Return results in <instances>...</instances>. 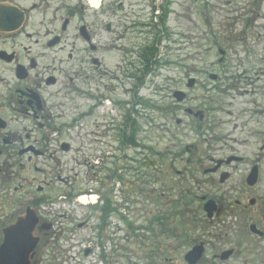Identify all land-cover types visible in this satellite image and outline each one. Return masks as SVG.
Segmentation results:
<instances>
[{
  "label": "rangeland",
  "instance_id": "1",
  "mask_svg": "<svg viewBox=\"0 0 264 264\" xmlns=\"http://www.w3.org/2000/svg\"><path fill=\"white\" fill-rule=\"evenodd\" d=\"M97 1L104 8L109 6L114 9L116 16L120 17V46L119 50L103 53L102 69L111 75L101 76L99 70L90 67L89 72L94 79L102 82L97 87L92 84L90 93L93 97L85 95L81 90L84 86L80 73L81 77L78 75V78L70 74L75 77L72 82L62 81L63 85L74 89L71 97L69 94L55 93L52 102L54 131L59 139L70 144V149L58 150L53 162L47 159L44 166L40 165L43 170L48 168L47 172L41 171L34 175L39 186H43L42 189L36 192L34 186L32 189L28 188L35 196L48 198L44 199L46 203L42 204V209L53 224L48 230L50 237L45 241L43 238V243L41 242L43 253L40 264H80L82 259H79L76 252L84 244L81 242L87 239L89 230L83 226L76 227L77 223L82 222L85 212L82 209L84 205L74 197L77 193L79 196H94L97 200L96 191L86 193L88 189L98 188L95 174L97 170L91 165H94L93 161L95 162L100 152L107 156L108 152L116 151L114 147L119 140L117 130H121L120 126L125 121L123 117L128 115L132 103L136 104V113L131 112L130 116L138 128V142L135 143L140 147L128 149L126 153L129 157L134 156L136 162L143 158L150 161V186L146 183L148 186L143 188L145 178L134 175L132 169L123 170L122 164L127 161L121 158L119 173L123 170L124 174H120L119 181L116 182L121 186L116 196L122 213L125 211L127 214L129 207L130 210L135 207V214L131 217L135 221L139 217V223L143 220L140 212L143 210L144 200L147 209L151 211L146 219H152L155 230H151L154 235H150L151 251L149 253L147 250V253L151 263L148 264H185L182 255L202 233L205 234L203 239L207 237L208 240L213 239L209 234L220 233L224 239L223 245L227 247L234 241L235 245L239 244L241 216L232 206L226 209V214L220 219L222 221L217 223L224 225L227 237L220 231L209 232L213 228L193 221L192 214L188 212L185 215L184 210L179 209L180 206V217L185 215V224L178 229L185 231L183 235L191 243H184L180 238L176 242L178 239L174 234L168 237L159 234L160 228L156 227L159 221L155 219L161 217L160 211L162 214L168 212L173 215L168 201L179 199V192L182 190H188L189 193L185 196L191 198L193 194L207 192V187L211 184H244L245 177L241 176V172L234 173L223 183L219 182L218 176H213L208 181V177L202 174L198 162H194L196 155H192V151L195 146L196 154L202 153L207 148V142L195 137L192 130L194 120L183 110L184 107L193 111L202 108L209 110L210 107L207 118L209 121L206 122L214 126L216 138L224 137L223 140L251 161L256 155L263 156L259 161L256 188L251 194L264 196V0H167L169 14L165 29L154 25L157 18L152 19L155 14H161L160 5H164L165 0ZM116 19L114 16L104 17L105 22L110 20L113 26ZM148 19H151L148 24H153L145 26ZM102 36L106 42L112 34L105 31ZM151 43L157 49L159 62L151 68V72L143 75L142 86L134 94L137 81L136 78H129L128 73L141 76L138 69L134 68L143 69L138 63L141 47ZM218 50L223 51L222 56ZM220 57L224 60L218 63ZM209 73L216 74L221 80L214 84L207 77ZM188 78L195 79V84L191 87L186 86ZM177 89L184 90L186 98L180 101L174 99L172 94ZM100 96L105 99L103 106L91 109L92 104L100 105L97 100ZM177 118L179 122H175ZM233 122L238 124L237 131L231 128ZM240 130L241 133H238ZM229 133L236 141L226 137ZM83 151L86 155L89 154V161L84 159ZM109 162L112 163L107 160L106 164ZM204 164L208 163L205 161ZM135 166V170L138 169V164L135 163ZM242 168L243 164L239 169ZM42 180L49 185L42 184ZM110 181L111 178H104L103 183L109 184ZM23 188H26V182L24 187L18 189ZM72 189L76 193L66 199L68 191ZM163 192L164 195H161ZM62 200L65 202L61 203ZM133 200L135 204L131 203ZM199 205L191 202L189 210ZM252 209H249V213H252ZM255 220L251 219L253 222ZM174 224H180L179 220H171L170 225ZM91 226L92 224L89 227ZM245 230L247 231L246 227ZM118 236L119 264H147L144 261V250L138 243H131L133 240L126 243L122 238L123 231ZM103 239L106 245L111 242L112 236L108 237L107 234ZM88 242L91 243L89 240ZM158 242L162 243V249H166L161 253ZM207 249L211 250L210 246ZM239 249L242 251L239 258H245L246 255L248 261L255 259L257 252L246 251V246ZM208 253L205 251V255ZM83 262L89 263L91 260H83L81 263Z\"/></svg>",
  "mask_w": 264,
  "mask_h": 264
},
{
  "label": "flooded vegetation",
  "instance_id": "2",
  "mask_svg": "<svg viewBox=\"0 0 264 264\" xmlns=\"http://www.w3.org/2000/svg\"><path fill=\"white\" fill-rule=\"evenodd\" d=\"M105 16L117 17L115 27L110 20L105 22ZM119 18L114 9H110L109 6L104 8L100 2L98 8L91 10L86 0H0V256L5 255L1 263H19V243L11 235L15 229V221L26 212L25 210L35 215L36 220L31 227V232L34 237L39 238L31 252L32 257L29 264H40L42 261V241L43 238L45 241L50 237L48 230L52 227V222L48 221V215L42 209V204L46 203L44 199L48 198L42 195L35 196L28 188L32 189L34 186L36 192L42 189L43 186H39V181H36L37 178L34 175L41 171L47 172L48 168L43 170L40 165L44 166L47 159L53 162L58 150L70 149V144L69 146L64 144L66 141L59 139V135L54 131L55 122L52 116L54 104L52 102L56 92L58 95L69 94L71 97L74 89L62 84L64 80L73 81L75 77H71L70 74L77 78L79 73L82 75L80 80L84 89L81 90L89 97H93L90 93L92 84L96 87L99 83L102 84L99 80L96 81L89 72L90 67L96 71L99 70L101 76L111 75L110 72L102 69V57L104 52L119 50L120 31L118 28L121 21ZM104 30L112 34L106 42L102 36ZM223 60L224 58L220 57L218 63ZM73 65L77 69H74ZM209 80L215 84L221 79L215 74ZM192 83L195 84V81ZM56 86H58L57 89ZM97 106L92 104L91 109ZM210 109L209 107V110L202 108V110L193 111L187 107L183 108L194 120L192 130L195 137L207 142V148L202 153L196 154L197 147L194 146L192 151V155H196L194 162H198L200 171L208 177V181L212 180L213 176H218L219 182L223 183L234 173L241 172V176L245 177L244 184H211L207 187V192L193 194L191 198L185 196L189 193L188 190H182L179 192V199L167 200L174 216H167L168 212L162 214L160 211L159 216L161 217L155 219L161 223L156 226L160 228L158 233L166 237L174 234L178 242L183 234L182 230L176 227L177 224H170L173 219L179 222L184 220L180 217L182 215L180 210H184L185 215L188 212L192 214L193 221H199L213 228V230H208L209 232L220 231L227 237L228 233L224 225H217V223L222 221L220 219L226 214V209L232 206L239 211L241 216L239 218L241 242L235 245L234 241L230 247H227L223 245L224 239L220 233L209 234L212 240H208L207 237L203 239L205 234L202 233L199 238L190 242L192 248L201 246V254L194 264H264V245H261V242H264V196L251 194L256 188L259 161L263 156L256 155L251 161L223 140L224 137L216 138L214 126L207 123ZM128 123L130 125L133 123L131 116ZM237 127L238 124L233 122L232 130L237 131L239 128ZM117 132L119 137V130ZM238 133H241V130ZM226 137L236 141L230 137V133ZM85 149L86 147L84 151ZM114 149L116 151L108 152L107 156L103 155V152L97 154L95 162L93 161L94 165H91L97 170L95 174H97L98 188L88 189L86 192L96 191L97 200L82 208L85 212L84 218L76 225L78 228L83 226L89 230L87 239L85 238L82 242L84 244L86 242L88 247L82 252V256L80 255L82 259L80 264L88 259L91 262H83V264H119L118 235L120 231H123L122 238L126 243L133 240L131 243H138L139 247L143 248L144 261L147 264L151 263L147 250L150 253V235L155 227L152 226L151 218L146 219L151 211L147 209L144 200L143 210L140 212L143 214V220L139 223V217L137 221L131 217L135 214V207L131 210L129 207L127 214L125 211L122 213L118 196H116L121 187L116 182L119 181V175L124 174L125 169H132L134 175L145 178L143 188L150 186V175L148 174L150 161L143 158L136 162L134 156L129 157L126 153L128 149H135L134 136L124 138L121 142L118 140ZM83 155L84 159L89 161V154L86 155L85 152ZM121 158L127 163L122 164L124 168L119 173L118 164ZM107 160L112 163L109 162L107 165ZM205 161L207 165L204 164ZM135 163L138 164L136 170ZM241 164L244 168L239 169ZM254 167L257 178L253 185H248L247 178ZM92 173L94 174L93 171ZM103 177L106 180L111 178L110 183L104 185ZM25 182L26 188L18 189L24 187ZM41 182L46 186L49 185L46 181ZM197 187L202 191L200 186ZM75 193V189L69 190L66 199ZM160 194L164 195V192ZM185 198H189L186 206ZM208 201L212 203L210 204L212 206L210 216L204 209ZM191 202L200 205L189 210ZM131 203L136 202L133 200ZM173 204H178L177 206L181 207L180 210ZM251 208H253L250 211L252 213H249ZM253 218L256 219L254 222L251 221ZM90 224H92L91 227H89ZM107 234L108 237L112 236V239L105 245L103 238H106ZM158 244H160L159 253L166 250L162 249V243L158 242ZM179 246L181 247L180 243ZM207 246H210L211 250L207 249ZM244 246H246V251L257 252L255 259L248 261L246 255L245 258H239L242 252L239 248H244ZM205 251L209 253L205 255ZM182 256V260L187 264L184 255Z\"/></svg>",
  "mask_w": 264,
  "mask_h": 264
},
{
  "label": "water",
  "instance_id": "3",
  "mask_svg": "<svg viewBox=\"0 0 264 264\" xmlns=\"http://www.w3.org/2000/svg\"><path fill=\"white\" fill-rule=\"evenodd\" d=\"M220 53L222 54L223 52L220 51ZM192 82H193V79L189 78L187 86L190 87L192 85ZM173 96L175 99L180 101L184 99L185 93L183 91L177 90L173 93ZM255 178H257V174H256V169L254 167L252 168L250 174L248 175V178H247L248 185H253L256 181ZM210 204L212 203L208 201L204 207L208 216H210L209 213L212 210V206ZM25 211L26 212L23 215L19 216L17 221H15L16 222V225H14L15 229L13 228L14 230L12 231V235H11L13 239L18 241L19 243L20 254H19L18 264H29V261L32 257L31 252L33 251V248L35 247V245L37 244V241L39 240V238L34 237L31 232V227L35 223L34 221L36 220V217L33 213H30L29 210H25ZM200 247L201 246H195L193 248L191 247V249L184 255V259L187 262V264L195 263V261L200 256L199 254H201ZM1 259L3 261V259H5V255H2V257L0 256V264H5V263H1Z\"/></svg>",
  "mask_w": 264,
  "mask_h": 264
},
{
  "label": "trees",
  "instance_id": "4",
  "mask_svg": "<svg viewBox=\"0 0 264 264\" xmlns=\"http://www.w3.org/2000/svg\"><path fill=\"white\" fill-rule=\"evenodd\" d=\"M160 6H161V14L158 17V24L160 25L161 29H165L164 26H165L166 18H167L168 14H169V3H168L167 0H165V4L164 5H160ZM156 57H157V49H156L154 44L151 43L150 45H145V47L142 48V51L139 54V63H140V65H142L144 71L148 72V71L153 70L151 68L155 67L158 64V62H159V60L156 59ZM143 74H145V72H143ZM136 81H137V85L136 86L140 85L141 79L140 78H136ZM128 121H129V118L127 116L126 117V122H128ZM129 127H131L132 130H133L130 133V135L137 137L138 128L136 127V122H133L132 125H128L126 123L124 132H123V134L121 136L122 137H124V136L128 137L127 132H128V128ZM127 141H129V140H127ZM135 142H134V145H135V147H137L138 145ZM188 199L189 198L185 199V206L188 205L187 204V202L189 201ZM174 207L178 208L177 205H175ZM166 215L168 216V215H171V214L167 213ZM184 216L185 215H183V217ZM159 224H161V223H159ZM184 224H185V220H182V221H180V224L176 225V227L184 226ZM182 233L184 234L185 231L183 230ZM183 234H181L182 236H180L182 241L184 243H189L190 239L189 238L186 239V236H184Z\"/></svg>",
  "mask_w": 264,
  "mask_h": 264
},
{
  "label": "bare ground",
  "instance_id": "5",
  "mask_svg": "<svg viewBox=\"0 0 264 264\" xmlns=\"http://www.w3.org/2000/svg\"><path fill=\"white\" fill-rule=\"evenodd\" d=\"M89 3L91 4L92 7H94L96 9V7L98 6V1L97 0H89ZM80 202H85L87 200H89V202H94V196H90L88 198H85V196H80L78 197Z\"/></svg>",
  "mask_w": 264,
  "mask_h": 264
}]
</instances>
